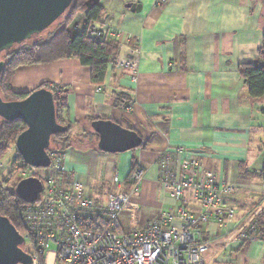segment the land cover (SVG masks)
Instances as JSON below:
<instances>
[{"label": "crops", "instance_id": "obj_1", "mask_svg": "<svg viewBox=\"0 0 264 264\" xmlns=\"http://www.w3.org/2000/svg\"><path fill=\"white\" fill-rule=\"evenodd\" d=\"M97 1L105 13L94 24L124 54L133 57L134 52L138 82L130 70L113 64L105 82L96 86L91 69L76 59L24 66L12 80L16 93H32L45 84L63 102L72 145L65 152L67 184L81 181L104 202L108 194L128 192L130 176L142 168L141 191L121 218L126 231L139 230L163 210L177 207L161 185L160 159L170 153L177 159L179 180L193 174L182 170V163L202 160L220 184L235 188L227 200L238 221L252 211L264 220V97L251 98L240 72L263 47L264 5L257 0H171L163 6L157 0ZM130 4L140 11L128 9ZM74 23L82 26V16ZM92 120L132 129L144 144L125 154L103 153ZM187 202L197 213L200 206L190 195ZM202 235L213 239L214 247L228 232L209 225ZM217 254L224 263L215 260ZM208 260L264 264V241L241 244L230 235V245Z\"/></svg>", "mask_w": 264, "mask_h": 264}, {"label": "built area", "instance_id": "obj_2", "mask_svg": "<svg viewBox=\"0 0 264 264\" xmlns=\"http://www.w3.org/2000/svg\"><path fill=\"white\" fill-rule=\"evenodd\" d=\"M170 1L157 3L163 6ZM75 28L82 32L85 25ZM88 33L94 38H107L94 23ZM133 53L131 57L120 49L114 66L130 70L133 82H138ZM65 152H49L48 169L28 167L20 171L22 180L34 177L43 183L38 202L26 203L20 211L25 247L29 246L31 252L24 249L34 264H206V255L215 243L202 235L209 225L230 233L236 243L258 240L257 223L261 218L252 211L238 221L237 211L227 200L235 188L220 184L202 160L182 163V170H192L193 174L179 180L176 157L164 153L160 159L161 185L177 207L163 210L142 229L126 231L121 218L132 196L141 191L145 170H134L127 182L128 192L108 194L104 202H99L85 183L75 180L67 184ZM114 182L121 183L119 178ZM188 195L199 204L197 213L188 208Z\"/></svg>", "mask_w": 264, "mask_h": 264}, {"label": "water", "instance_id": "obj_3", "mask_svg": "<svg viewBox=\"0 0 264 264\" xmlns=\"http://www.w3.org/2000/svg\"><path fill=\"white\" fill-rule=\"evenodd\" d=\"M74 4L75 0H0V82L6 69L2 54L48 31ZM138 7L136 4L127 6L133 12H139ZM26 94H29L26 99L11 102L4 101L0 95V118L10 123L22 121L26 125L27 129L15 145L25 166L48 169L52 138L67 133L69 127L58 123L56 95L52 90L39 88ZM92 128L99 136L98 148L103 153L125 154L144 144L136 131L111 120L95 121ZM15 192L26 203H37L43 183L34 177L24 179ZM24 247V236L10 219L0 215V264H34Z\"/></svg>", "mask_w": 264, "mask_h": 264}, {"label": "trees", "instance_id": "obj_4", "mask_svg": "<svg viewBox=\"0 0 264 264\" xmlns=\"http://www.w3.org/2000/svg\"><path fill=\"white\" fill-rule=\"evenodd\" d=\"M262 3L264 5V0H262ZM104 13V8L100 6L97 0H75L73 8L48 31L2 54L1 60L6 62V69L0 82V95L3 100L6 102L22 101L29 96L26 93H16L12 89V80L19 68L52 64L68 59H76L83 66L89 67L92 71V83L101 86L120 51V45L116 40L94 38L88 33L89 26L102 18ZM79 16H82L85 25L82 32L75 28L77 24L74 23L75 25H73V22ZM240 72L248 85L251 98L262 99L264 97V42L257 60L242 65ZM40 88L50 89L45 84ZM55 95L58 123L66 126L62 119L64 104L56 93ZM95 121L92 120V123ZM0 122L1 160L9 151L10 145L13 143L16 145L18 137L27 127L22 121L10 123L0 118ZM70 133L69 128L67 133L54 136L49 152L53 150L65 152L68 150L72 146ZM94 137H96L95 143L98 148L99 136L95 133ZM14 164L18 166L14 168V172L28 168L21 157L16 159ZM15 189V187H8L6 182L0 184V215L10 219L17 230L24 235L20 211L26 202L16 195ZM257 228L259 231L257 233L258 240L264 241V220H258Z\"/></svg>", "mask_w": 264, "mask_h": 264}, {"label": "rangeland", "instance_id": "obj_5", "mask_svg": "<svg viewBox=\"0 0 264 264\" xmlns=\"http://www.w3.org/2000/svg\"><path fill=\"white\" fill-rule=\"evenodd\" d=\"M258 2H260L262 5V0H257ZM57 28V27H55ZM1 124V122H0ZM1 127V125H0ZM18 152L16 150V146L15 143L10 145V149L9 151L6 153V155L0 160V184H4L6 182L8 187H17L18 182L20 180H22V175H20V171L14 172V168H17V164H14V161L16 159H18ZM22 229H24L22 227ZM230 245V233L222 238V240H220L219 243H217L214 247L211 248V250L209 251L208 254V259L211 256H214V254L217 251H221L222 249L225 250L226 247H228ZM28 252H31V249L29 246L24 247ZM225 255L228 256V254H226V252L224 251ZM211 255V256H210ZM218 254L215 256V260H219L218 262L221 261V259L218 258ZM224 259V257H222ZM207 259V264H209V260ZM224 263V261H221Z\"/></svg>", "mask_w": 264, "mask_h": 264}]
</instances>
